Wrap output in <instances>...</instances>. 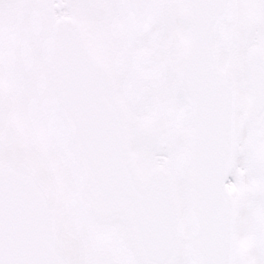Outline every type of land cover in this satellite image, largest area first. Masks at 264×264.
<instances>
[{
	"label": "snow or ice",
	"instance_id": "6c2138e0",
	"mask_svg": "<svg viewBox=\"0 0 264 264\" xmlns=\"http://www.w3.org/2000/svg\"><path fill=\"white\" fill-rule=\"evenodd\" d=\"M0 264H264V0H0Z\"/></svg>",
	"mask_w": 264,
	"mask_h": 264
}]
</instances>
